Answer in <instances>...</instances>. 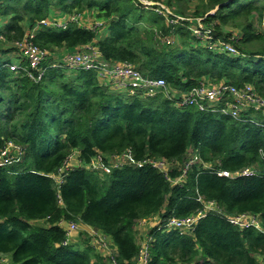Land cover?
Listing matches in <instances>:
<instances>
[{"label": "trees", "instance_id": "trees-1", "mask_svg": "<svg viewBox=\"0 0 264 264\" xmlns=\"http://www.w3.org/2000/svg\"><path fill=\"white\" fill-rule=\"evenodd\" d=\"M161 2L171 15L140 0H0V152L8 142L21 150L0 166V258L10 264H107L97 254L92 263L89 246L74 250L71 239L63 246L65 225L74 221L110 238L118 264H136L141 245L135 223L162 209V223L195 214L201 197L227 216L258 215L261 230H240L211 214L187 234L161 224L146 241L148 264L264 259V117L245 111L242 120H232L220 105L200 111L177 98L204 79L251 85L264 97V0H193L191 16L181 8L189 0ZM62 15L78 21L65 23ZM197 19L213 43L228 44L236 54L201 43L189 28ZM33 30V44L49 53L37 70L16 47ZM87 45L108 62L163 79L166 87L152 96L123 93L92 71L67 74L55 67L52 52ZM13 64L17 69H10ZM190 151L198 162L183 175ZM124 153L139 164L109 167ZM147 160L174 167L166 178L141 164ZM94 163L109 171L94 170ZM245 169L253 174L240 175Z\"/></svg>", "mask_w": 264, "mask_h": 264}, {"label": "built area", "instance_id": "built-area-1", "mask_svg": "<svg viewBox=\"0 0 264 264\" xmlns=\"http://www.w3.org/2000/svg\"><path fill=\"white\" fill-rule=\"evenodd\" d=\"M149 2V3H144ZM142 4L146 7H151L157 14L171 15L170 11L164 7L161 1H143ZM77 23V16H70L67 18L66 22ZM176 22V21H175ZM173 21V23H175ZM65 23H57V26H62ZM41 25L45 26L48 24L47 21H42ZM190 30L194 36L204 44H208V47L212 50H219L220 52H227L230 54H236L235 50L228 44L222 42L213 43V37L210 30L203 27L200 20H196V24L191 25ZM35 30L26 35L25 39L19 43H16V47L20 53L25 57L29 63V67L32 70L39 69L43 61L47 60L49 53L46 50L39 49L32 42ZM17 65L13 64L10 69H17ZM55 67H67L70 70H85L92 71L96 74L99 79L111 80L114 82L118 89L125 90L128 93L133 94L134 92L140 91L145 96H152L156 91L161 88L166 87V83L160 78H149L143 76L134 66L128 63H111L102 57L98 49L92 45H87L81 47L73 53H68L63 57L62 63L58 65L56 63ZM42 76V72H39L37 80ZM29 77L33 78L29 74ZM181 99L180 105L194 106L200 111L212 109L215 106L220 105V111L226 117L232 120H242L241 114L245 111H250L251 113L260 112L264 117V97L258 95L255 89L251 85H245L241 88H237L233 85L227 83H217V84H204L201 83L199 86L194 87L189 92L180 93L179 97ZM249 116L244 114V118ZM253 125L261 126L260 123L250 120ZM21 152L20 148L14 145L12 142H8L5 147L0 152V166L11 162L15 156L19 155ZM18 153V154H16ZM114 162L109 167L121 168L123 165H138L132 160L129 153L121 154L117 157H112ZM98 161V160H97ZM198 162V157L195 152H189V156L186 157V162L183 165L182 172L183 175L187 173L196 163ZM141 164H148L152 168L157 169L168 178L169 169L165 166L166 162L163 160H147ZM95 168L100 167L104 172H108V168L103 167V165L97 166L96 163L93 164ZM218 176L229 177L227 172H219ZM253 172L249 169L242 170L240 175L250 176ZM179 181V179L177 180ZM177 181H174L175 183ZM197 201L201 203L202 209L197 211L195 214L189 215L187 217H175L170 216L165 219V223L160 221L157 227L160 228L161 224H164L165 228L168 230H177L181 233H190L195 230L199 221L205 218L207 215H214L225 219L230 225L236 227L240 230L254 228L256 230H261V221L258 215L243 213L239 215L227 216L217 207L213 201L205 202L201 197L197 198ZM79 226L76 222L71 221L65 225V240L63 241V246L69 243L71 235L78 230ZM141 245V249L136 258V264H148V251L146 241ZM107 237L98 232L96 241L99 243L100 247H105L107 242ZM109 249V248H108ZM111 252V251H110ZM105 259L108 261L107 264H118L116 261V253L110 255H105ZM0 264H10L9 260L6 258H0ZM181 264V263H172ZM264 264V262H263Z\"/></svg>", "mask_w": 264, "mask_h": 264}, {"label": "rangeland", "instance_id": "rangeland-1", "mask_svg": "<svg viewBox=\"0 0 264 264\" xmlns=\"http://www.w3.org/2000/svg\"><path fill=\"white\" fill-rule=\"evenodd\" d=\"M141 1V3L143 2V1H150V0H140ZM156 1H161V0H156ZM191 1H193V0H189V2H182V4H181V8H184L183 9V11H185V15H187V16H191L192 15V12H193V7H194V5H193V3H190ZM144 3H149V2H144ZM213 13V12H212ZM67 18V16H64V15H62V16H60L59 17V20H61V21H63V20H65ZM190 19V18H189ZM253 21V23H254V28L255 29H259V24H258V21L257 20H252ZM60 23H62V22H60ZM229 29V28H228ZM228 29H226V30H228ZM237 32V30H235V33ZM77 50V49H76ZM73 52H75V50H66V51H60V52H52L53 53V55H51V56H53L54 57V60L56 61V63H58V65L60 64V63H62V61H63V57L66 55V54H68V53H73ZM64 68H66V72L65 73H67V74H69V73H72V71L73 70H70L69 68H67V67H64ZM99 79V78H98ZM123 93L125 92V90H121ZM191 152V151H190ZM189 153V152H188ZM74 161H75V158L72 160V161H70V163L71 164H73L74 163ZM115 160H111L110 162L112 163V162H114ZM165 166L170 170L171 168H173L174 167V163L172 162H166V164H165ZM94 170H98V171H102V168H100V167H97V169H95V168H93ZM184 180V179H183ZM36 225H43V222L42 221H36V222H34ZM143 224L144 223H141L140 222V220L139 221H137L136 223H135V227H134V231L135 232H137L139 235H137V237L135 236V238H136V242L139 244V245H142L143 243H144V241L148 238V236H149V233L153 230V229H151L150 231L149 230H147L146 231V229L147 228H149V227H145V228H141V229H139V227H142L143 226ZM78 226H79V228H78V230L76 231V232H74L72 235H71V238L73 237L74 239H76L77 238V240L78 241H80V240H82V241H85V240H88V238H89V240H91L92 241V243H93V247H94V251H93V256L95 255V254H97L100 258H102V260L105 262V263H107L108 261L107 260H105L104 259V255H110V254H112V253H115L114 251H113V245L112 244H110V241L107 239L106 240V242H107V244H106V246L105 247H100V245H99V243L96 241V238H97V236H98V231H96V230H85V229H82V228H80L81 227V225H79L78 224ZM147 232V233H146ZM146 233V234H145ZM70 238V239H71ZM78 248H80V247H77V246H74V250H78ZM109 248V249H108ZM111 251V252H110ZM2 258V257H1ZM4 258V257H3ZM6 258V257H5ZM256 258L258 259V260H260L259 261V263L260 264H263V262H264V259L263 258H261V257H259V256H256ZM7 259V258H6ZM95 259H96V256H94V260H93V263L95 262Z\"/></svg>", "mask_w": 264, "mask_h": 264}, {"label": "crops", "instance_id": "crops-1", "mask_svg": "<svg viewBox=\"0 0 264 264\" xmlns=\"http://www.w3.org/2000/svg\"><path fill=\"white\" fill-rule=\"evenodd\" d=\"M193 25H194V24H193ZM12 57H14V54H11V58H12ZM99 82H100L101 84H104V85L109 86L110 88H113L114 90L118 89V88L115 86L114 82L111 81V80L109 81V80L99 79ZM202 83H204V84H211L212 82L209 81L208 79H204V80L202 81ZM74 164H75V161H74L73 165H74ZM163 211H165V210L162 209L159 213H156V214H153V215H151V216H149V217H146V218L140 219V222H141V223H144V224H143L142 227H139V229H141V228L143 229V228H145V227H149V228L146 229V231H147V230L150 231L151 229H154L155 227H157L158 223L160 222V217H159V215H160V213L163 212ZM138 221H139V220H138ZM80 228L85 229L86 231H87V230H94V229H92L91 227H89V226H85V225H83V226L81 225ZM146 233H147V232H146ZM146 233H145V234H146ZM134 235L137 237V235H139V234H138L137 232L134 231ZM106 237H107V236H106ZM107 239L110 241V244H113L110 238L107 237ZM135 240H136V238H135ZM70 241H71V243H73L74 246L80 247V248H78L79 251H84V250L86 249L87 246H89V247L91 248V250L94 251V247H93L94 245H93L92 241L89 240V238H88V240H85V241H82V240L78 241L77 238L74 239V238L72 237ZM91 250H89V251H91ZM113 251L116 253V248H115L114 246H113ZM104 258H105V255H104ZM90 259H91V262L93 263L94 256L91 255Z\"/></svg>", "mask_w": 264, "mask_h": 264}]
</instances>
